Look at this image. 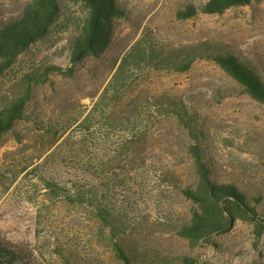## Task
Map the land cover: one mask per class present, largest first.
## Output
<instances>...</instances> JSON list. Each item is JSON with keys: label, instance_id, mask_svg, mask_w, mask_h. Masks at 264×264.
Instances as JSON below:
<instances>
[{"label": "rangeland", "instance_id": "374dc122", "mask_svg": "<svg viewBox=\"0 0 264 264\" xmlns=\"http://www.w3.org/2000/svg\"><path fill=\"white\" fill-rule=\"evenodd\" d=\"M119 1L125 17L116 21L108 49L87 59L73 76L53 75L35 86L25 119L4 136L0 236L19 248L26 264H119L97 210L66 196L81 168L91 173L94 192L107 191L106 203L122 221L120 240L135 264H264V235L257 237L250 223L239 221L197 247L176 234L193 210L183 190L198 179L194 146L215 181L237 186L264 213V104L217 64L200 60L185 73L140 74L112 108L116 120L133 109L142 112L137 140L124 149L116 137L104 138L106 121L90 132L81 128L125 54L143 36L167 52L211 42L264 78V0L187 21L177 19L179 10L209 0ZM30 2L0 0V27ZM85 13L66 3L51 35L0 76V108L22 93L20 82L28 73L43 65L72 67L68 40ZM166 99L183 103V119L158 108Z\"/></svg>", "mask_w": 264, "mask_h": 264}, {"label": "trees", "instance_id": "16d2710c", "mask_svg": "<svg viewBox=\"0 0 264 264\" xmlns=\"http://www.w3.org/2000/svg\"><path fill=\"white\" fill-rule=\"evenodd\" d=\"M252 2L253 0H209L200 7L188 4L178 11L176 17L180 21H187L200 14L220 15L233 8L250 6ZM66 3L80 5L86 12L85 18L75 25L68 40L72 67L65 69L55 65H43L21 79L22 93L10 97L0 108V144L5 135L25 119L34 87L47 82L53 75L71 77L76 68L87 59L100 57L111 44L116 21L125 17V10L119 0H31L18 17L10 19L0 27V76L9 70L23 53L51 35ZM200 60L217 64L247 95L264 104L263 76L233 53L218 50L207 41L167 52L143 36L125 54L100 100L81 123V128L90 132L98 123L106 121L109 125L106 124L108 133L104 138L110 142L116 137L124 149L137 140L135 133L143 118L139 109L131 110L119 120H116L118 118L112 112V108L123 99L130 84L148 70L188 72ZM161 106L166 116L184 118L185 108L182 102L166 99L158 108ZM158 112L162 115L159 109ZM97 115L103 119L98 121ZM191 150L198 179L195 185L184 189L183 194L193 204V210L189 221L176 229L177 236L188 241L192 247H197L214 236L228 233L237 222L243 221L252 224L256 236L262 237L264 213L253 205L248 195L237 186L215 181L199 146L191 147ZM129 159L131 157L127 158ZM126 167H122L123 170L128 169ZM104 184L102 188L108 186V183ZM49 186L55 188L51 183ZM96 188L97 185H92L91 173L78 168L76 182L66 196L80 205L97 210V217L105 230L110 232L114 242L113 251L119 264H135L120 240L124 233L120 227L122 221L117 212L106 203L107 191L101 189L96 193ZM0 264H26L19 248L1 236Z\"/></svg>", "mask_w": 264, "mask_h": 264}]
</instances>
